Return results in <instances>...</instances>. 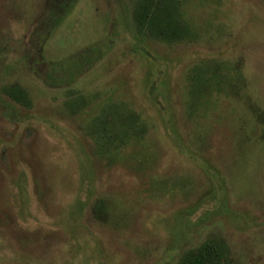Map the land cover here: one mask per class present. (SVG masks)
Returning a JSON list of instances; mask_svg holds the SVG:
<instances>
[{
	"label": "rangeland",
	"instance_id": "374dc122",
	"mask_svg": "<svg viewBox=\"0 0 264 264\" xmlns=\"http://www.w3.org/2000/svg\"><path fill=\"white\" fill-rule=\"evenodd\" d=\"M138 1L0 0V264H264V0Z\"/></svg>",
	"mask_w": 264,
	"mask_h": 264
},
{
	"label": "trees",
	"instance_id": "16d2710c",
	"mask_svg": "<svg viewBox=\"0 0 264 264\" xmlns=\"http://www.w3.org/2000/svg\"><path fill=\"white\" fill-rule=\"evenodd\" d=\"M151 6L152 2L147 3V0L146 2L138 1L135 8L136 16L138 13L144 12V9L146 8L148 14ZM217 260L218 256L216 248L213 245L204 244L200 251L186 253L183 259V264H216Z\"/></svg>",
	"mask_w": 264,
	"mask_h": 264
}]
</instances>
